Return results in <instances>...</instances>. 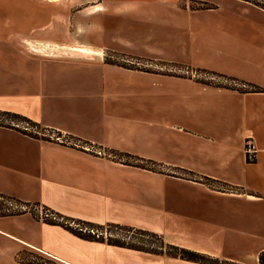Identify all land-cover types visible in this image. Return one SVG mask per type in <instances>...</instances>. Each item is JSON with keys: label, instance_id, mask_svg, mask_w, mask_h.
I'll list each match as a JSON object with an SVG mask.
<instances>
[{"label": "crops", "instance_id": "obj_1", "mask_svg": "<svg viewBox=\"0 0 264 264\" xmlns=\"http://www.w3.org/2000/svg\"><path fill=\"white\" fill-rule=\"evenodd\" d=\"M107 52L215 71L262 91L128 69L105 62ZM0 111L160 164L132 166L0 126V193L70 218L146 230L219 262L264 264L263 7L0 0ZM20 253L42 264H205L85 240L28 212L0 216V264H34L18 261Z\"/></svg>", "mask_w": 264, "mask_h": 264}, {"label": "trees", "instance_id": "obj_2", "mask_svg": "<svg viewBox=\"0 0 264 264\" xmlns=\"http://www.w3.org/2000/svg\"><path fill=\"white\" fill-rule=\"evenodd\" d=\"M253 3L261 6L264 8V3L261 0H249ZM205 8H211L212 6H205ZM114 56L117 58H121V60H114ZM104 60L107 63L111 64H117L119 66L128 68V69H137L147 72H155L165 75H172V76H179L183 78L192 79L196 82H199L201 84L207 85V86H213L217 88H226V89H233L238 90L240 92H257L262 91V89L254 84H249L246 82H243L242 80H239L233 76H228L225 74H221L215 71L202 69V68H193L188 65L174 63V62H165V61H153L149 59H142L134 56H129L126 54H118L115 52H107L104 56ZM142 60L149 61L151 63H155L159 66H169L165 69H153L150 67H147L145 64H142ZM172 68H177L179 70H183V72H177L176 70H173ZM192 72V73H191ZM193 74V75H192ZM5 117L10 121H3L0 120V126L9 127L12 129H15L19 132H21L24 135H27L32 138L41 139V140H47L51 142H56L65 146H70L73 148H76L78 150L88 152L94 155H100V156H107L111 157L116 161H121L123 163L142 167L149 170L159 171L160 169H156L160 164L157 162L142 159L127 153H116L114 151L108 150V151H95L94 148L101 149L100 146H96L94 144H91L87 141H84L76 136L70 135V134H64L60 131H57L52 128H47L39 125L38 123L28 119L25 116L11 113L7 111H0V118ZM6 119V120H7ZM13 121H21L26 123L28 126L35 128V132H29L27 131V127L21 128L17 126L15 123L13 124ZM49 133V135L47 133ZM40 134V135H39ZM117 154V155H116ZM119 158H116V157ZM123 157L133 159L134 162H126L123 160ZM247 158V157H246ZM248 162H252L253 160L246 159ZM201 181H203L205 184H207L209 187H216L218 190L222 191H234V187L230 186L229 184L212 179L209 177H201ZM40 209V212L43 213L40 218L36 216V213L34 210ZM30 213L34 218L42 220L45 223L53 224V225H59L69 231L70 233L74 234L75 236L89 240V241H98V242H106L107 244L116 245L120 247H126L136 250H141L145 252L150 253H163V251L171 256H178L182 259L194 261V262H200L205 264H233L230 262H219L217 259L211 258L203 253H199L196 251L188 250L186 248L170 245V244H164L162 238L158 236L155 233L133 228L130 226L120 225V224H114V223H108V224H96L90 221L86 220H80V219H74L67 216H63L50 208H47L46 206H42L37 202H26L22 201L20 199H17L13 196H9L3 193H0V216H10V215H18L22 213ZM112 230H116L118 232H122L126 234V236H130L132 234L137 235H144V236H151L153 238H156L159 245H157V249H152L149 247H145L141 244H145L144 242H140V244H136L132 242V240L125 241L120 240L117 238H114V235L111 233ZM106 232V236L105 233ZM122 236V235H121ZM124 238V235L122 236ZM130 238V237H129ZM24 253L18 254L17 258L18 261L22 263H34V264H42V263H48V261L42 259L38 256L37 259H29L23 257ZM261 261H263V257H261Z\"/></svg>", "mask_w": 264, "mask_h": 264}, {"label": "rangeland", "instance_id": "obj_3", "mask_svg": "<svg viewBox=\"0 0 264 264\" xmlns=\"http://www.w3.org/2000/svg\"><path fill=\"white\" fill-rule=\"evenodd\" d=\"M263 3H264V0H261ZM114 58V60H121V58H117L116 56H114L113 57ZM140 63H142V64H145L147 67H150V68H153V69H160L161 68V70L162 69H165V68H167V67H169V66H164V65H162V66H159V65H156L155 63H151V62H149V61H145V60H142V62H140ZM173 70H176L177 72H183V70H179V69H177V68H172ZM192 73V72H191ZM193 75V74H192ZM7 118H5V117H1L0 118V120H3V121H5V122H7V121H10V120H6ZM13 124L15 123L17 126H19V127H21V128H24V127H27V131H29V132H35V128H32V127H30V126H28L26 123H24V122H21V121H13L12 122ZM47 133V132H46ZM48 135H49V133H47ZM40 135V134H39ZM93 150H95V151H99L100 152V150H101V152L102 151H104L102 148L101 149H98V148H94ZM116 158H118V156L116 157ZM123 160L124 161H126V162H134V160L133 159H129V158H126V157H123ZM34 212L36 213V216L38 217V218H40V216H42L43 215V213L42 212H40V209H38V211L37 210H34ZM113 235H114V238H117V239H120V240H125V241H129V240H132V242H134V243H136V244H140V242H144L145 244H141V245H143V246H145V247H149V248H152V249H157V245H159V243H158V241L156 240V238H153V237H151V236H144V235H137V234H132V235H130V236H126V234H124V233H122V232H118V231H114V230H112V232H111ZM105 234V236H106V232L104 233ZM124 235V238H122V236ZM130 237V238H129ZM35 256V255H34ZM33 255L31 256V255H28V254H23V257L24 258H29V259H31V258H33V259H37V257H34Z\"/></svg>", "mask_w": 264, "mask_h": 264}, {"label": "built area", "instance_id": "obj_4", "mask_svg": "<svg viewBox=\"0 0 264 264\" xmlns=\"http://www.w3.org/2000/svg\"><path fill=\"white\" fill-rule=\"evenodd\" d=\"M254 144L253 142L250 140V139H246L245 140V144H244V150H245V153H246V157L249 159V160H253L255 159L254 158ZM246 158V159H247Z\"/></svg>", "mask_w": 264, "mask_h": 264}]
</instances>
